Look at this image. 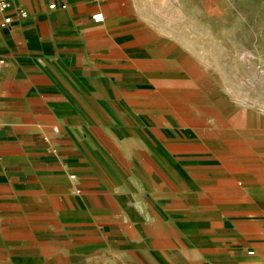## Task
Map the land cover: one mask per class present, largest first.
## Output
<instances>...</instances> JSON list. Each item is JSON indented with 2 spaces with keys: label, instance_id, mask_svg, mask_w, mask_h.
Instances as JSON below:
<instances>
[{
  "label": "crops",
  "instance_id": "crops-1",
  "mask_svg": "<svg viewBox=\"0 0 264 264\" xmlns=\"http://www.w3.org/2000/svg\"><path fill=\"white\" fill-rule=\"evenodd\" d=\"M205 1L0 12V264H264L252 173L184 120V53L151 19Z\"/></svg>",
  "mask_w": 264,
  "mask_h": 264
},
{
  "label": "rangeland",
  "instance_id": "rangeland-1",
  "mask_svg": "<svg viewBox=\"0 0 264 264\" xmlns=\"http://www.w3.org/2000/svg\"><path fill=\"white\" fill-rule=\"evenodd\" d=\"M188 4V16L151 18L171 28L162 35L174 56L184 53L175 60L184 62L194 95L184 120L214 138L225 167L250 170L254 196L264 201V0Z\"/></svg>",
  "mask_w": 264,
  "mask_h": 264
},
{
  "label": "built area",
  "instance_id": "built-area-1",
  "mask_svg": "<svg viewBox=\"0 0 264 264\" xmlns=\"http://www.w3.org/2000/svg\"><path fill=\"white\" fill-rule=\"evenodd\" d=\"M14 0H0V12L3 13L5 12L10 4L13 2ZM56 7V4L53 3L49 6V8L54 9ZM65 6L62 5L61 8H64ZM21 16H24V14L21 12ZM93 22L96 23H102L104 21V18L102 16V14L97 13L95 15H93L91 17ZM11 19L9 17H4L1 21H0V30L4 29L5 27H7L10 24ZM251 254V253H249Z\"/></svg>",
  "mask_w": 264,
  "mask_h": 264
}]
</instances>
